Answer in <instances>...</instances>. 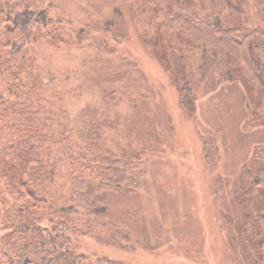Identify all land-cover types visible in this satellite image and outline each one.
Here are the masks:
<instances>
[{
    "label": "rangeland",
    "instance_id": "obj_1",
    "mask_svg": "<svg viewBox=\"0 0 264 264\" xmlns=\"http://www.w3.org/2000/svg\"><path fill=\"white\" fill-rule=\"evenodd\" d=\"M188 1L195 19L218 18L224 29L257 32L264 59V0ZM39 5L71 43L66 49L42 42L29 47L44 98L69 131L65 145L51 147L55 180L70 192L72 167L102 168L101 157L122 171L119 177L110 172L116 184L102 191L103 179L84 176L81 191L104 195L100 223L124 237L65 230L70 249L92 264H256L246 240L254 233L256 202H238L236 195L247 184L243 167L251 175L264 168V125L245 126L248 102L241 84L222 76L227 60L220 46L202 35L192 38L197 44L171 37L193 94L189 113L179 102V82L151 48L155 23L145 0ZM70 216L90 220L81 211Z\"/></svg>",
    "mask_w": 264,
    "mask_h": 264
},
{
    "label": "trees",
    "instance_id": "obj_2",
    "mask_svg": "<svg viewBox=\"0 0 264 264\" xmlns=\"http://www.w3.org/2000/svg\"><path fill=\"white\" fill-rule=\"evenodd\" d=\"M145 1L155 23L151 48L164 70L179 82L180 104L193 113V94L171 37L193 42L195 35H202L214 48L220 46L226 57L224 79L243 88L250 112L245 126L264 125V59L253 38L258 33L224 29L218 18L213 22L195 19L188 0L178 10L174 5L179 0L175 4ZM40 6L39 0H0V264H92L70 249L65 230L77 234H88L92 229L116 236L121 233L100 223L106 212L101 204L104 195L81 191L82 177L103 179L98 183L102 191L114 188V177L122 171L113 160L101 157L102 168L77 166L80 162L72 167L68 172L70 192L65 193L55 180L59 170L51 161V147L65 145L69 131L61 113L53 111V104L44 98L45 84L29 47L42 42L66 49L71 43L64 28L53 24L49 9ZM243 168L247 184L236 200L256 202L254 233L246 240L256 264H264V168L254 175ZM110 172L114 177H109ZM78 211L85 212L90 220L70 216ZM45 222L50 229L43 227ZM96 264L121 263L101 260Z\"/></svg>",
    "mask_w": 264,
    "mask_h": 264
}]
</instances>
